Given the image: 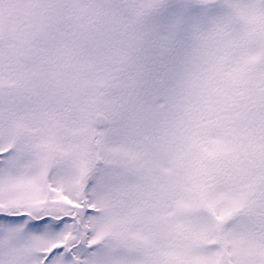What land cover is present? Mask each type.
Segmentation results:
<instances>
[{
	"label": "snow or ice",
	"instance_id": "1",
	"mask_svg": "<svg viewBox=\"0 0 264 264\" xmlns=\"http://www.w3.org/2000/svg\"><path fill=\"white\" fill-rule=\"evenodd\" d=\"M0 264H264V0H0Z\"/></svg>",
	"mask_w": 264,
	"mask_h": 264
}]
</instances>
